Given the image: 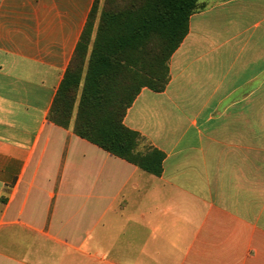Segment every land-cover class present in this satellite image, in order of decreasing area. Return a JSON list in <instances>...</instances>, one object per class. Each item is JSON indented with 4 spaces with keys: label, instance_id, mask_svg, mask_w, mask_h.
Wrapping results in <instances>:
<instances>
[{
    "label": "crops",
    "instance_id": "1",
    "mask_svg": "<svg viewBox=\"0 0 264 264\" xmlns=\"http://www.w3.org/2000/svg\"><path fill=\"white\" fill-rule=\"evenodd\" d=\"M93 1L0 0V264H264V0H198L127 109L158 176L47 119Z\"/></svg>",
    "mask_w": 264,
    "mask_h": 264
},
{
    "label": "trees",
    "instance_id": "2",
    "mask_svg": "<svg viewBox=\"0 0 264 264\" xmlns=\"http://www.w3.org/2000/svg\"><path fill=\"white\" fill-rule=\"evenodd\" d=\"M197 9L198 0H94L48 121L158 176L163 154L123 118L142 88L164 90L169 58Z\"/></svg>",
    "mask_w": 264,
    "mask_h": 264
},
{
    "label": "rangeland",
    "instance_id": "3",
    "mask_svg": "<svg viewBox=\"0 0 264 264\" xmlns=\"http://www.w3.org/2000/svg\"><path fill=\"white\" fill-rule=\"evenodd\" d=\"M102 2V0H100V3Z\"/></svg>",
    "mask_w": 264,
    "mask_h": 264
}]
</instances>
